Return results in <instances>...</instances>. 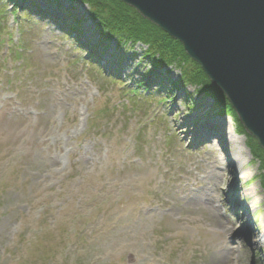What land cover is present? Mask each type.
<instances>
[{"label":"rangeland","instance_id":"obj_1","mask_svg":"<svg viewBox=\"0 0 264 264\" xmlns=\"http://www.w3.org/2000/svg\"><path fill=\"white\" fill-rule=\"evenodd\" d=\"M14 1L0 0V264H264L262 171L234 118L192 86L170 95L181 68L104 40L86 4L18 0L17 18Z\"/></svg>","mask_w":264,"mask_h":264},{"label":"water","instance_id":"obj_2","mask_svg":"<svg viewBox=\"0 0 264 264\" xmlns=\"http://www.w3.org/2000/svg\"><path fill=\"white\" fill-rule=\"evenodd\" d=\"M178 41L264 151V0H119Z\"/></svg>","mask_w":264,"mask_h":264},{"label":"trees","instance_id":"obj_3","mask_svg":"<svg viewBox=\"0 0 264 264\" xmlns=\"http://www.w3.org/2000/svg\"><path fill=\"white\" fill-rule=\"evenodd\" d=\"M78 1L89 7L91 19L97 22L104 32V40L116 37L120 43L146 45L148 57L153 59V69L158 66L169 67L171 65L181 68L182 74L178 81L172 82V88L181 89L184 85L194 87L199 94L211 98L216 105L220 106L223 114L234 118L237 131L239 134H244L236 114L223 94L209 81L200 66L185 54L179 42L170 38L156 26L143 19L134 9L119 0ZM75 30L76 28L71 26L68 27L66 33L70 35ZM187 107H189L188 104ZM247 139L252 156L261 167L260 180L264 188V151L252 138L247 136Z\"/></svg>","mask_w":264,"mask_h":264},{"label":"bare ground","instance_id":"obj_4","mask_svg":"<svg viewBox=\"0 0 264 264\" xmlns=\"http://www.w3.org/2000/svg\"><path fill=\"white\" fill-rule=\"evenodd\" d=\"M216 122H217V124H221L223 126L226 124L225 121L224 120H221V119H218ZM212 126H214V125H212ZM205 130L208 133H214V132H216L215 126L214 127H211V126L209 127V125H207V128H205ZM220 138L223 139V140L225 139L224 136H222V132H221ZM239 145L240 144L238 143V141H235V142H232L231 143L232 148H234L236 150L235 152L240 154V151H239L240 146ZM231 162L232 163H235V164L238 162V159L234 156V154H233V156H231ZM220 225L222 226L221 223H220ZM261 229L262 230H261L260 234H258V236L255 238V240L264 244V225L262 226Z\"/></svg>","mask_w":264,"mask_h":264}]
</instances>
